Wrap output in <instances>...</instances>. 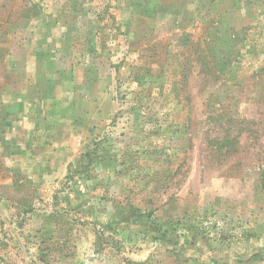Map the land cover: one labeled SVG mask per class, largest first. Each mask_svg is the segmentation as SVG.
<instances>
[{
  "label": "rangeland",
  "instance_id": "374dc122",
  "mask_svg": "<svg viewBox=\"0 0 264 264\" xmlns=\"http://www.w3.org/2000/svg\"><path fill=\"white\" fill-rule=\"evenodd\" d=\"M0 264H264V0H0Z\"/></svg>",
  "mask_w": 264,
  "mask_h": 264
}]
</instances>
